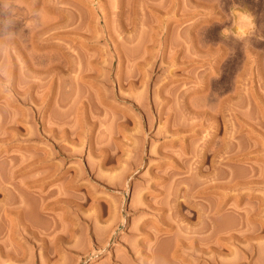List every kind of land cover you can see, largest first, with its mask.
<instances>
[{"label": "rangeland", "instance_id": "rangeland-1", "mask_svg": "<svg viewBox=\"0 0 264 264\" xmlns=\"http://www.w3.org/2000/svg\"><path fill=\"white\" fill-rule=\"evenodd\" d=\"M0 264H264V0H0Z\"/></svg>", "mask_w": 264, "mask_h": 264}, {"label": "clouds", "instance_id": "clouds-1", "mask_svg": "<svg viewBox=\"0 0 264 264\" xmlns=\"http://www.w3.org/2000/svg\"><path fill=\"white\" fill-rule=\"evenodd\" d=\"M245 14L246 15H249V18L252 19L251 16H250V14H248V13H245ZM227 33H228V30L227 29H223L221 35L226 38L227 37Z\"/></svg>", "mask_w": 264, "mask_h": 264}, {"label": "bare ground", "instance_id": "bare-ground-1", "mask_svg": "<svg viewBox=\"0 0 264 264\" xmlns=\"http://www.w3.org/2000/svg\"><path fill=\"white\" fill-rule=\"evenodd\" d=\"M168 132V131H167ZM142 248V247H141ZM143 250H144V248H143Z\"/></svg>", "mask_w": 264, "mask_h": 264}]
</instances>
